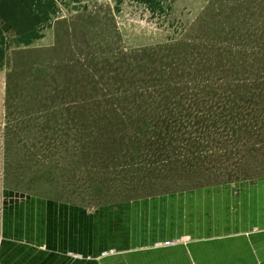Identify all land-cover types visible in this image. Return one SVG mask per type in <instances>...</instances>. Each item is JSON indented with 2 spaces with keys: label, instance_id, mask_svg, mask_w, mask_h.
Segmentation results:
<instances>
[{
  "label": "rangeland",
  "instance_id": "obj_1",
  "mask_svg": "<svg viewBox=\"0 0 264 264\" xmlns=\"http://www.w3.org/2000/svg\"><path fill=\"white\" fill-rule=\"evenodd\" d=\"M56 16L0 39V204L7 190L201 211L264 179V0H83Z\"/></svg>",
  "mask_w": 264,
  "mask_h": 264
},
{
  "label": "crops",
  "instance_id": "obj_2",
  "mask_svg": "<svg viewBox=\"0 0 264 264\" xmlns=\"http://www.w3.org/2000/svg\"><path fill=\"white\" fill-rule=\"evenodd\" d=\"M82 1L0 0V39L11 33L26 39L36 26L57 21L59 8ZM209 193L196 195L209 200ZM166 198L89 212L4 190L0 264H264V179L249 188L223 187L208 202L218 203L212 209L184 212Z\"/></svg>",
  "mask_w": 264,
  "mask_h": 264
},
{
  "label": "built area",
  "instance_id": "obj_3",
  "mask_svg": "<svg viewBox=\"0 0 264 264\" xmlns=\"http://www.w3.org/2000/svg\"><path fill=\"white\" fill-rule=\"evenodd\" d=\"M167 245L169 244V243H166Z\"/></svg>",
  "mask_w": 264,
  "mask_h": 264
}]
</instances>
